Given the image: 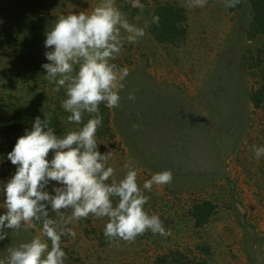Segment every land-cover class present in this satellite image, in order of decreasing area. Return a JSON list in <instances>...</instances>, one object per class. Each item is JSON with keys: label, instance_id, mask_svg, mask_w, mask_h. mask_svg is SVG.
<instances>
[{"label": "rangeland", "instance_id": "374dc122", "mask_svg": "<svg viewBox=\"0 0 264 264\" xmlns=\"http://www.w3.org/2000/svg\"><path fill=\"white\" fill-rule=\"evenodd\" d=\"M98 3L0 0V94L34 115L25 132L45 115L57 135L82 126L68 123L65 89L56 91L45 78V32L57 16ZM140 3L143 10L116 0L131 23L147 22L146 34L125 42L114 61L130 71L120 106L100 105L96 139L101 153L114 150L109 165L117 177L132 163L142 190L154 173L172 171L171 183L143 190L145 210L158 214L170 235L149 230L134 243L110 244L106 218L89 216L69 225L75 237H62L65 264H264V156L251 151L264 146V32L256 22L264 0H239L232 8L224 0L196 8L188 0ZM89 118L85 113L84 121ZM7 231L0 257L36 234Z\"/></svg>", "mask_w": 264, "mask_h": 264}, {"label": "clouds", "instance_id": "9594fccd", "mask_svg": "<svg viewBox=\"0 0 264 264\" xmlns=\"http://www.w3.org/2000/svg\"><path fill=\"white\" fill-rule=\"evenodd\" d=\"M130 2L133 8L143 10L140 0ZM237 3L239 0H224L228 8ZM206 4L207 0H188L187 7ZM151 22L158 24L159 17L154 16ZM146 27L147 22L144 27L131 23L116 0H99L91 11L61 14L47 27L45 47L50 50L45 52L49 62L42 65L45 78L57 85L56 91L65 89L61 106L70 113L68 123L82 126L57 135L48 116H37L31 130H26L7 154L17 169L0 183L4 195L0 207L6 209L0 214V241L9 235L8 229H36V234L7 246L0 264H65L62 237H75L69 225L89 216L106 218L104 236L110 244L121 240L134 243L149 230L170 235L159 215L145 210L149 197L143 190L171 183L172 171L154 173L144 181L142 190L132 163L126 161L123 176L117 177L109 165L114 150L101 153L96 139L103 122L100 105L109 109L120 106L119 93L130 71L114 61L125 42L136 43L145 36ZM127 98L134 102L135 92H129ZM85 113L90 117L86 122ZM139 128L133 124V129ZM50 151L53 156L48 159ZM251 151L256 159L264 156V146L252 145ZM51 182L56 183L50 192L47 186Z\"/></svg>", "mask_w": 264, "mask_h": 264}, {"label": "trees", "instance_id": "16d2710c", "mask_svg": "<svg viewBox=\"0 0 264 264\" xmlns=\"http://www.w3.org/2000/svg\"><path fill=\"white\" fill-rule=\"evenodd\" d=\"M256 22L264 32V16ZM33 117L29 109H22L16 101L6 100L0 94V183L6 182L16 172L17 166L7 159V154L13 150L18 138L25 134V124L32 122ZM47 190L51 192L50 185ZM3 199V192L0 191V200Z\"/></svg>", "mask_w": 264, "mask_h": 264}]
</instances>
